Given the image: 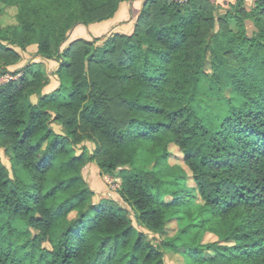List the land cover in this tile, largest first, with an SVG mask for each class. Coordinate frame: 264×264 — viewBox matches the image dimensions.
Returning <instances> with one entry per match:
<instances>
[{
  "label": "trees",
  "instance_id": "16d2710c",
  "mask_svg": "<svg viewBox=\"0 0 264 264\" xmlns=\"http://www.w3.org/2000/svg\"><path fill=\"white\" fill-rule=\"evenodd\" d=\"M124 1L0 0V17L17 9L15 25L0 22V77L22 73L0 86V149L15 171L0 158V264H264V0L224 16L208 0H148L134 35L62 49ZM32 46L62 61L53 94L42 70H10ZM204 79L242 102L205 120ZM91 165L119 188L91 187ZM170 219L181 232L163 238ZM208 233L219 241L204 244Z\"/></svg>",
  "mask_w": 264,
  "mask_h": 264
},
{
  "label": "rangeland",
  "instance_id": "374dc122",
  "mask_svg": "<svg viewBox=\"0 0 264 264\" xmlns=\"http://www.w3.org/2000/svg\"><path fill=\"white\" fill-rule=\"evenodd\" d=\"M209 1V0H208ZM239 0H232L229 2L230 6L237 4ZM254 1L255 0H245V9L250 13L254 7ZM212 5H216V2L211 0L209 1ZM215 2V3H213ZM235 3V4H234ZM221 7H219L218 11L221 12L225 7L228 6L225 5L222 1L218 3ZM229 6V7H230ZM144 9V8H143ZM3 14L0 17V22L3 26H10L16 24V14L17 9L14 7H4ZM229 10V9H228ZM143 11V10H142ZM220 14V13H219ZM141 15L142 13L134 20V23L131 24V27H129L128 31L124 29H118L116 27H113L111 29H107V31L102 32L101 29L92 28L89 26H78L76 27L69 35L68 41L62 46V49L66 46H68L69 43L72 41L78 39V38H84L86 40H89L92 42L95 38H99L100 45H104L109 39L113 38L116 34L117 35H126V36H132L134 35L136 29L140 27L141 23ZM221 16H224L225 13L221 12ZM121 22V21H120ZM126 24L125 22H123ZM122 24V25H124ZM248 30V34L251 36L254 32H256V27L254 25V21L252 19H248L245 22ZM232 30L236 31L237 25L236 22H231L230 24ZM117 29V31H116ZM20 51V49H18ZM36 47L32 46L27 48V51L25 54H23L24 58L22 61L15 66L10 67L11 71L16 70H22L27 65H33L34 69L36 71L42 70L45 75V83L46 87L44 88L43 92L44 94H53L54 91L59 89L61 86L60 78L58 76V69L60 67V64L62 61L58 60H48L44 59L38 56H35L36 54ZM210 67L208 66L207 71H210ZM22 74V73H19ZM206 81L202 84V95L197 99V108L199 114L207 121L212 119V121H218V118L220 115L225 114L228 112L231 102H237L236 104H240L242 101L238 99V101L235 99L234 95L231 91H227L225 94H216L212 89L209 88L210 82L207 79H204ZM33 101L37 103V97L33 96ZM217 128V126H214ZM54 128L57 132L62 133V126L60 124H55ZM87 146L90 150L94 149V145L87 143ZM80 151V150H79ZM78 151V152H79ZM80 153V152H79ZM0 158L2 162L10 169L11 175L14 176V169L12 162L10 160V153L7 154L6 150L0 149ZM184 156L183 153L175 146L169 147V162L171 165H180L184 166L183 164ZM87 179L90 181L91 187L96 188L98 191L106 192V186L110 187V190H116L119 188L120 185V179L116 177H112L109 175H105L103 179L101 180L99 178V175L97 173L96 168L91 165L90 170L88 171V177ZM190 186L194 187V182L192 180H189ZM99 188V189H98ZM113 195V193H112ZM97 201V199H94ZM76 213H72L70 215V219H75ZM180 226L176 219H170L167 223L166 229L162 235L163 238H175L180 233ZM152 240H159V236H154L151 234L150 237ZM219 239L216 235L212 234H206L203 238V243H214L218 242ZM233 246L234 244L231 243ZM48 246V245H46ZM181 251H184V248L180 249ZM215 255V251L213 249L209 250L206 254L207 257H213ZM183 257L180 254H169L166 256V262L167 264H184Z\"/></svg>",
  "mask_w": 264,
  "mask_h": 264
},
{
  "label": "crops",
  "instance_id": "0c3cea01",
  "mask_svg": "<svg viewBox=\"0 0 264 264\" xmlns=\"http://www.w3.org/2000/svg\"><path fill=\"white\" fill-rule=\"evenodd\" d=\"M147 1L148 0H126L121 4L119 11L117 12L116 16L113 19L109 21H105L103 23L92 25L90 27L96 28L97 30L101 29L102 32L107 31V29H111L113 27L128 31L129 27H131V24L134 23V20L142 13V10L144 6L146 5ZM213 1L216 2L215 6L217 7H221L218 4L219 1L220 2L222 1L225 5L228 4V6L223 9V11L221 10L222 13L224 12L226 14L231 4V3L229 4V2L232 0H213ZM221 12L219 11L220 14ZM123 22H125L126 24H124Z\"/></svg>",
  "mask_w": 264,
  "mask_h": 264
},
{
  "label": "built area",
  "instance_id": "2783aa9c",
  "mask_svg": "<svg viewBox=\"0 0 264 264\" xmlns=\"http://www.w3.org/2000/svg\"><path fill=\"white\" fill-rule=\"evenodd\" d=\"M181 4L186 3L188 0H176ZM21 77V74H5L0 77V86H3L9 82L17 81Z\"/></svg>",
  "mask_w": 264,
  "mask_h": 264
}]
</instances>
